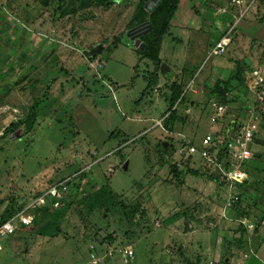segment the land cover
I'll return each mask as SVG.
<instances>
[{
    "label": "rangeland",
    "instance_id": "1",
    "mask_svg": "<svg viewBox=\"0 0 264 264\" xmlns=\"http://www.w3.org/2000/svg\"><path fill=\"white\" fill-rule=\"evenodd\" d=\"M140 2L113 0L106 6L98 0H0V136L25 118L28 105L47 94L40 102L32 130L20 124L15 126L14 134L7 133L0 140V216L7 207L26 206L36 194L72 174L73 167L86 165L92 170L86 171L83 178L79 175L81 183L74 191L71 189L73 195L63 209L49 215L35 212L34 222L21 224L16 230L23 264H92L86 234L101 247L103 241L117 245L124 240V244H131L134 258L124 264H187L188 256L190 264H202L197 255L208 241L184 234L186 219L182 210L193 208L194 197H201L211 179L188 175L189 181L198 180L181 182L182 178L177 179L169 164L164 163L160 145L164 141L172 143L169 153L179 159L176 150L183 141L200 142L212 128L225 129L233 115L237 120H249L250 113L244 106L249 94L246 73L236 81L230 95L227 93L228 116L223 119L211 121L215 113L212 102L222 100L218 96L210 98L209 93L217 80L227 79L236 71L239 59L246 70L264 66V0L180 1L169 33L162 38L161 57L162 64L170 68L167 76L175 78L177 74L175 82L184 87V99L176 106L186 122L169 118L161 124L163 114L168 112L170 82L160 76L166 80L162 91L158 88L142 96L145 79L152 78L156 63L140 59L134 41L127 35V30L136 25L131 19ZM231 11L236 15L234 19L227 16ZM223 38L229 43L225 53L210 57L213 45ZM98 43H103V50L86 58L84 50ZM114 43L118 47L112 52ZM75 53L82 61L73 62ZM109 84L117 86L114 94ZM86 87L91 92L84 90ZM78 90H83V99H72ZM64 96L65 101L71 100L64 102ZM189 107L192 113L185 111ZM253 122L256 141L251 149L257 154L239 166L256 191L246 199V214L257 200V190L264 192V112H259ZM114 129H122L130 136L110 137ZM101 157L92 166L93 159ZM125 161L129 162L127 170L123 169ZM200 165L199 160L193 166L178 164L184 171L202 169ZM107 180L122 203L110 207L109 212L91 199L98 185ZM238 185L231 187L226 199L238 195L233 191ZM184 188L196 192H191L193 199L185 203L177 197ZM214 195L218 200L225 199V193L215 191ZM161 196L168 202L162 210L158 205ZM201 202L199 209L194 208L196 214L203 211L204 204H211L202 198ZM236 203L225 205V215L221 216L227 217V210ZM133 208L136 211L130 216L132 220H127L124 209L132 213ZM177 212L181 215L176 228L172 225L174 230L164 228V223L156 227L155 219L160 213L170 217ZM243 220L250 221L239 219L237 226ZM263 220L258 221L262 227ZM258 222L252 223L257 226ZM212 226L201 230L212 231L216 238L218 232ZM190 237L194 239L188 240ZM186 242V253L181 255L176 244ZM167 248L171 250L165 257ZM12 251L2 250L0 256L10 257ZM107 264H123L122 257L116 254Z\"/></svg>",
    "mask_w": 264,
    "mask_h": 264
},
{
    "label": "crops",
    "instance_id": "2",
    "mask_svg": "<svg viewBox=\"0 0 264 264\" xmlns=\"http://www.w3.org/2000/svg\"><path fill=\"white\" fill-rule=\"evenodd\" d=\"M178 9H179V6L177 8V11H178ZM227 16L229 18L234 19V17L236 15L234 12L231 11L227 14ZM228 44L229 43L227 42L226 49H227ZM212 45H213V42H212ZM214 46H215V44L213 45V47ZM93 47H91V48H93ZM162 47H163V42L161 43V47H160V51H159V56H160L161 60H162V57H161ZM103 48H104V45H103ZM226 49H225V51H226ZM134 50H135V53H137L136 47H134ZM113 51H114V49L112 50V52ZM225 51L221 55H223L225 53ZM84 52H85V50H84ZM137 56H139L140 59L144 60L143 58L140 57V55L138 53H137ZM212 56H219V55H215V54L212 55L210 53V57H212ZM79 58H80V60H79ZM86 58H89V57L86 56ZM80 61H82L81 57L77 56V54L75 53L74 57H73V62H80ZM97 62H98V60H97ZM89 64H90V67L93 69V67H92L93 62L89 61ZM163 64L161 63V67L163 66ZM161 67H160V70H161ZM94 68H96V67H94ZM191 70L192 69H190V71ZM248 70H249V68H248ZM187 72H189V69ZM83 76L84 75H81L79 77H81L83 79ZM160 76H162V77L165 76L166 80H168L170 82V84H169L170 89H171V84H173L175 82V79L177 78L176 77L177 74L174 78L172 76H167L165 74H161L160 71L151 75L150 77H152V78L145 79L146 87H145L144 91L142 92V96H145V94H151L152 92L156 91L158 88L160 91H162L161 88L166 86L165 85L166 80L162 79ZM188 76H191L190 72H189ZM170 78H173L174 80L172 79L173 81L171 82ZM146 80H147V82H146ZM80 82H81V80H80ZM114 83L116 85V82H114ZM104 84L108 85V82H104ZM109 85L113 89V90L110 89V92H112L114 94L117 86H114L113 84H109ZM152 88H153V90H151ZM182 88L184 89V87H182ZM84 90L91 92V89H89L88 87L84 88ZM148 90H151V91L147 92ZM49 91H50V89L48 90V92ZM194 92H196V90H194ZM82 94H83V90L82 91L78 90L76 93L73 94L72 99L78 98V99L82 100L83 99ZM160 94L161 93H159V95ZM209 94H210V98H212L213 97L212 95H214V92L212 91V87H211ZM169 95L167 96V100H166L168 102H169V100H168ZM65 97L66 96L63 97L64 102L71 100L70 98H66L68 100L65 101ZM160 97H161V95H160ZM182 98L184 99V97L181 95V97L179 98V101H177L176 104L178 102H182V100H183ZM139 99L141 102L142 97L140 96ZM210 102H212V101H210ZM176 104L173 107V109L177 110L176 116L172 117L171 119L175 120V122H184L185 123L186 122L185 116H183L181 114L179 107H178V105L176 106ZM7 106L10 107V105H7ZM168 107H169V105H168ZM12 108H18V107L12 106ZM28 108H29V105H28ZM135 110H137V109H135ZM185 111L192 113L191 107H189L188 110L186 109ZM169 115H170L169 111L166 114H163L164 118L162 121H160V124L165 122L167 119H169V117H170ZM74 117H73V119H74ZM211 118H212V116H211ZM211 121H212V119H211ZM217 129H218V127L212 128V131H210V133L213 132L214 130H217ZM113 131H116V134L114 135L115 139L118 138L117 135L130 136L128 133H126L122 129H114ZM171 133H172V131H171ZM181 136L183 137V135H181ZM110 137H111V135H110ZM193 141H195V140H193ZM164 142H167V141H164ZM94 155H96V154H94ZM102 158L103 157H101L100 159L95 158L93 160L92 166L95 163L101 161ZM85 167H87V166L86 165L85 166H77L76 168L73 169V171L76 172L80 168L82 169ZM108 170H111V168H109ZM87 171L90 172L92 170H91V168H88ZM243 171L245 172V170H243ZM90 173H89V176L91 178L94 177V176H91ZM84 174H86V171H84L80 175V177L82 176V178H83L85 176ZM188 175L194 176L195 174L182 172L180 175V177L182 179L180 181L183 182L187 179V184H191L193 181L198 180V178H192V180L189 181L187 178ZM200 175H202V179H204L205 176H208L205 174H200ZM196 176H198V175H196ZM208 177L211 179L210 183L203 187V193H201L200 198H197V196H195L193 199L191 192H193V193H196V192H194L193 190L189 191L188 188L182 189L180 192V195H177V197H179L183 202L187 201V200H191V199H193L195 201V204H194L192 209L186 208L187 210H182V213H183L182 215H183L184 219H186V220H184L186 224H185V226H182V229L184 230L183 231L184 234L191 233L192 236L198 238L199 240H204L205 242L208 241V243L204 245L203 251L201 252V254L197 255V256H200L202 264H204L206 261L209 262L210 264H264V227L260 226L259 222H258V221L264 219V192L257 190L258 192H260V193L257 192V195H258L257 200L251 207H249V209L251 208L250 209L251 212L249 214H246V208H244V206L246 207V205H247L246 199H247L248 195L252 196L256 193L255 190H252L251 180L246 177L242 182L238 183L239 185L236 188V190H233V191H235L236 194H238L237 195L239 197L238 198V200H239L238 204H236L234 207L228 209L227 210L228 212L226 215L227 217L223 218L221 215H223V216L225 215L223 210H224L225 205H227L226 201L228 202V199H226V197H228V195L230 193L229 191H231L232 189L228 185H224L225 183L218 181V179L212 178L210 176H208ZM179 178L177 177V179H179ZM104 185L108 186V188L112 190V187L110 186L109 181L104 183ZM98 186L100 187V186H102V184L98 185ZM215 191H217L218 193H220L222 195H224V193H225V199L222 198V199L218 200L217 195L213 196V193ZM226 194H227V196H226ZM72 195H73V193H72ZM201 198L203 200L210 202L211 204H204L203 211L200 212V214H196L197 212H194V208L197 206L199 209L202 206ZM166 200H167L166 197L164 198L161 196L159 198L158 205H159L161 210L168 203ZM168 205L170 206L171 204H168ZM213 206H216V207H213ZM179 215H181V214H179V212H177L170 217H168V216L166 217V215L164 213H160V216L156 217V219H155L156 220L155 225H156V227H158L157 225L161 226L162 223H164V226H163L164 228H168L169 230H174L177 226L176 222H179V221H177L178 219H180ZM242 218L243 219H249L250 221L248 222V220H246V221L243 220L242 221L243 224H239V226H237L238 225L237 222H239V219H242ZM135 220L136 219H134V221ZM230 222H232V223H230ZM252 222H258L257 226H255V228H253V229L248 227V223H252ZM210 224L213 225L211 228H214V229L216 228V230L218 232L217 233L218 236L216 238L211 233L212 231L206 232V231L201 230V228L207 227V225H210ZM261 224H262V221H261ZM172 225H175L174 229L172 228ZM181 225H179V226H181ZM258 225H259V228H258ZM214 226H216V227H214ZM193 232L195 233V235L193 234ZM196 233H199L200 236L196 235ZM18 237H20V235L18 233H15L14 236L0 241V246L3 243L6 244L3 248L0 249V251L12 250V249L14 251V253L12 251V255L10 257L0 256V259H1L0 262L1 261L6 262V264H23L22 261L20 260L21 254L17 250L19 242H20V240L17 241ZM86 237L88 238V240H87V244L89 246L88 250H89L91 244L96 245L97 250H99V251L102 249L105 250L107 248L109 250H111V252H112L111 255L106 257L105 260L100 264H105V263L107 264L108 262L110 263V261L113 260V258L115 257L116 254H119V256L121 258V249L123 247H129L134 251L131 244H127V245L124 244V240H120L121 242L118 243L117 245H116V243H113V242L111 243L110 241L104 242L102 240L103 246L101 247V246H99V244L97 242L93 241L91 239V237H89L87 234H86ZM194 237H190V238H188V240L191 241L192 239H194ZM218 237L221 239V243H218V241H219V239L217 240ZM130 239H134V238H130ZM209 241H211V243ZM118 242H119V240H118ZM186 245H187V242H186V244H176L177 252L181 253V255L184 253V255H185L186 249H187ZM215 245H216V249H213V246L215 247ZM173 246L174 245H172L170 247H173ZM170 250H171L170 248H167L166 253H165V257H167L169 255L168 253H170ZM180 250H182V251H180ZM173 257H175V256H173ZM187 259H188L187 264H190L191 263L190 256H188ZM122 263H123V260H122Z\"/></svg>",
    "mask_w": 264,
    "mask_h": 264
},
{
    "label": "built area",
    "instance_id": "3",
    "mask_svg": "<svg viewBox=\"0 0 264 264\" xmlns=\"http://www.w3.org/2000/svg\"><path fill=\"white\" fill-rule=\"evenodd\" d=\"M227 45V40L223 38L211 49L213 55H221ZM246 85L249 94L246 95L245 111H249V120L242 118L235 119L232 116V123L225 129L219 127L209 135L203 137L200 142L183 141L176 150L179 159L173 162L182 164V161H189L190 165H195L197 160L201 162L203 171L214 176L218 181L233 187L246 178V173L239 167L241 162L247 161L255 156L251 149V144L256 141L255 124L253 121L258 117L259 112H264V66L257 65L246 71ZM111 90L112 87L109 85ZM230 95V94H229ZM248 104V106H247ZM215 114L212 121L228 116L229 105L227 102L215 100L212 102ZM88 166L80 168L72 174L65 175L62 179L48 186L44 191L36 194L24 208L13 215L8 220L0 224V241L13 235L21 224H30L34 219V213L44 207L58 208L63 206L72 195L76 185L81 183L79 175L88 170ZM83 182V180H82ZM238 196H229L227 206H232L238 200ZM264 225V221H262ZM248 227L255 228L254 223H248ZM1 249V246H0ZM90 261L92 264L102 263L106 257L111 255V250H97V246L90 245ZM123 263H130L134 258V251L129 247L121 249ZM0 264H2L0 262Z\"/></svg>",
    "mask_w": 264,
    "mask_h": 264
},
{
    "label": "trees",
    "instance_id": "4",
    "mask_svg": "<svg viewBox=\"0 0 264 264\" xmlns=\"http://www.w3.org/2000/svg\"><path fill=\"white\" fill-rule=\"evenodd\" d=\"M112 2H113V0H98L99 4H103V3L105 4L106 3V6H110L112 4ZM145 3H147V0H141V2L138 4V6L135 10V13L131 19L132 20L131 23L138 25V24H141V23L148 21L149 24L152 26V28L149 32H147L141 36L142 41L145 43L144 49L136 48V51L140 55L141 58L149 59V60L153 61L154 63H156V71L153 73V74H155V73L160 71V67H161V63H162V60L159 56L162 38L164 35L169 33L171 19H172L173 15L175 14V12L177 11L180 0H161L160 3L150 13L146 12V10H145L146 7L144 5ZM136 25H134V26H136ZM117 46H118V44L114 43V47H112V50L115 49ZM91 58H93V57H89V59H91ZM245 72H246V69L244 68L243 64L240 63V60H238L236 62V71L230 77H228L227 79L217 80L218 82H217L216 86L212 88V91L214 92V95H212V96H218V98H220V100H222L223 102H226L227 93L228 94L230 93L229 91L234 88L236 81H238L243 76V73L245 74ZM181 89L182 88H181L179 83L174 82L173 84H171L172 92L169 95V99H168L169 100L168 111L170 112L169 118L176 116L177 110L173 109V107L182 95ZM48 90H49V86L47 87V92H48ZM46 97H47V94H45L44 97H42V98L34 101L33 103H31L29 105L28 112H27V115L25 116V118L20 119V121L18 123L16 122L15 124H18V125L26 124L27 130L28 131L32 130L34 128V125H35L36 120H37V116L39 114L38 108H39L40 102L45 100ZM18 125L13 124V125H11V127L9 126L10 128L6 129L5 130L6 132L2 136H0V140L2 138H4L5 135H7V133H10V134L13 133L15 130L14 129L15 126H18ZM115 134H116V131H112L110 135H111V137H113ZM160 146H161L163 153H164V157H163L164 160L163 159L162 160L164 161V163L169 164L170 172H172L177 177H180L182 172H187V173H191V174H195V175H200L202 173V174L208 175L212 178H215L214 176H212L211 174H208L207 172L203 171V169H200V168H198V169L191 168V169H188L187 171L186 170L184 171L182 168H179V166L176 162H173L172 154L169 153V149L173 146V144L169 143V142H163V143H161ZM95 153L96 152H94L93 154H95ZM182 164H185L188 166L189 161H186V162L182 161ZM73 169H74V167H73ZM98 189H99L98 192L96 194L92 195L91 199H92V201H95V203L99 204L100 206H106L105 209L107 212H109L110 207H113L114 205L116 206V204H118L119 202H120V204H122L121 200H118V196H116L115 193H113L114 191L109 189L108 186L102 185ZM70 197H71V195H70ZM68 201L69 200H67L63 206H65ZM238 201L239 200H237V203L236 202L235 203L238 204ZM63 206H60L58 208H54V207L49 206V207L40 208L39 210L34 211V212L29 211L31 213H34V215H35L32 222H34V220L36 219L37 214L49 215L53 212L60 211ZM23 207H24V205L17 206L16 208H13V209L8 208V207L5 208V210L2 212V214L0 216V224H2L4 221L8 220L13 215H15L16 213L21 211L23 209ZM135 211H136L135 208H133L132 213L129 212V209L128 210L124 209V213L128 217L127 220H132V218L130 216L134 215ZM35 212L36 213L38 212V213L35 214ZM180 251H182V250H180Z\"/></svg>",
    "mask_w": 264,
    "mask_h": 264
},
{
    "label": "water",
    "instance_id": "5",
    "mask_svg": "<svg viewBox=\"0 0 264 264\" xmlns=\"http://www.w3.org/2000/svg\"><path fill=\"white\" fill-rule=\"evenodd\" d=\"M161 0H148L145 4V7L150 9L151 11L160 3ZM150 5V7H149ZM152 26L149 24L148 21L133 26L129 30H127V35L134 41V46L136 48L144 49L145 43L141 40V36L151 30ZM103 50V43H98L93 48L89 50H85V55L87 57H95ZM161 74L169 75L170 68L163 64L160 70ZM18 133V132H15ZM14 134V133H13ZM129 162L125 161L123 165V169H128Z\"/></svg>",
    "mask_w": 264,
    "mask_h": 264
}]
</instances>
